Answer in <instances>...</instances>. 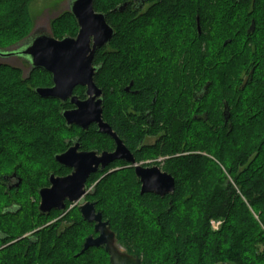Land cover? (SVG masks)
Wrapping results in <instances>:
<instances>
[{
  "label": "trees",
  "instance_id": "trees-1",
  "mask_svg": "<svg viewBox=\"0 0 264 264\" xmlns=\"http://www.w3.org/2000/svg\"><path fill=\"white\" fill-rule=\"evenodd\" d=\"M32 1L0 0V48L31 32ZM136 1L94 0L116 31L96 54L102 64L94 79L105 92V118L127 143L161 131L156 145L143 148L137 160L162 158L156 163L175 177L176 189L165 197L142 194L129 168L98 175L89 186L99 181L101 212L118 243L143 264H264V0H145L144 12L134 8ZM51 26L58 39L79 30L70 12ZM4 31L15 37L7 34L6 40ZM6 74L0 77V184L13 171L25 178V167L46 180L51 169L58 170L53 155L63 148L66 131L61 102L35 92L52 84L51 75L0 61V76ZM213 89L218 94L210 97ZM208 98L215 102L209 105ZM225 102L231 111L227 122ZM146 109L154 121L148 131L142 128ZM16 133L21 141L13 150L8 144ZM89 135L97 145L111 144L107 135ZM48 162L45 172L41 165ZM124 170L129 176L121 177ZM8 195L5 190L0 202ZM2 211L0 205V230L9 236L0 237V245H10L0 248V264H100L95 253H81L90 231L82 218H69L74 224L61 233L59 223L44 228L39 241L29 243L21 236L33 230L30 218L10 226ZM213 220L223 221L218 230Z\"/></svg>",
  "mask_w": 264,
  "mask_h": 264
},
{
  "label": "water",
  "instance_id": "water-1",
  "mask_svg": "<svg viewBox=\"0 0 264 264\" xmlns=\"http://www.w3.org/2000/svg\"><path fill=\"white\" fill-rule=\"evenodd\" d=\"M145 0H137L136 9L144 6ZM64 5L63 7H60ZM127 4L118 6L115 11H123ZM59 13L50 19L48 10L37 18L31 32L18 43L0 48V61L7 64L21 57L27 60L29 68H42L51 73L53 85L51 87H37L35 92L42 98H54L65 101L71 98V103L76 109L65 111L62 116L67 124H77L87 129L91 124L97 123L99 131L109 134L117 140V149L113 153H103L97 157L94 152L74 154L69 150L63 154H57L58 163L73 168L71 174L58 177L52 174L51 187L40 189V213L47 214L52 209L64 210L65 202H79L87 193L86 182L91 173L97 171L101 165V171L113 160H125L135 167L136 177L141 183V193H153L160 197L173 194L176 189L175 177L161 169L159 165L145 167L136 162L132 152L125 146L120 138L113 132L111 126L104 122L103 115V91L94 81V76L100 67L93 66L95 52L109 45L115 35V29L108 23L104 12L96 11L94 0H65L59 3L53 10ZM64 12H70L76 19L79 30L76 36L67 35L62 39L54 36L52 20ZM46 21L41 23L42 21ZM255 30V22L250 26V31ZM228 42L226 41V44ZM10 62V63H9ZM78 85L86 86V100H79L73 95L74 88ZM209 83L205 86L201 96L208 90ZM225 121L231 118L230 107L224 103L223 112ZM76 148H74L75 150ZM13 176L16 177V174ZM85 220L96 222V231L99 236L86 238L81 253L90 247L105 246L110 255L111 264H142L140 257H134L122 252L116 245V233L111 230L108 222L102 220V213H95L94 203L87 202L81 207Z\"/></svg>",
  "mask_w": 264,
  "mask_h": 264
},
{
  "label": "flooded vegetation",
  "instance_id": "flooded-vegetation-1",
  "mask_svg": "<svg viewBox=\"0 0 264 264\" xmlns=\"http://www.w3.org/2000/svg\"><path fill=\"white\" fill-rule=\"evenodd\" d=\"M133 6H135V4ZM145 6L146 5H144L139 10H142ZM253 21L254 20L252 19L251 22H250V26H251ZM196 26H197V29H198L199 33H201L202 25L200 23V19L199 18H197V20H196ZM98 50L95 52V55H94V58H93V66L100 67L102 62H100V64H99V63H96V60H95ZM17 61H20L21 65H16L15 64V66L16 67H20L25 72H27V67H28L27 60H24L23 58L19 57V58H17ZM49 74L51 75V73H49ZM94 78H95V76H94ZM51 80H52V75H51ZM94 81H95V79H94ZM52 85H53V81H52V84L50 86H47V87H51ZM131 85H132V82L128 86H126V88H125L126 92H128V93L132 92ZM97 86L103 91L102 96L99 97V98L103 99V103H102V107H103L102 119H103L104 122H106V123H108L110 125V123L105 118V114H104L105 92H104V89L102 87H100L98 84H97ZM86 90H87L86 86L78 85V86H76L74 88L73 95L78 97L79 100H81V101L82 100H86L88 98V96L86 94ZM57 100H59V99H57ZM59 101L61 102V111H60L61 115L65 111L76 109V105L71 103V98H67L65 101H62V100H59ZM129 111H130V113L132 115L140 117V113L141 112H137L136 110H134L133 106H129ZM144 117L147 120H146L145 124L143 123L142 128H144L145 131H148L149 130L148 129L149 126L147 125V123H149L151 125L154 124L153 123L154 122L153 121V117L151 116V110L150 109H146L144 111ZM63 120H64V125H65V128H66V131L63 134V139H62V144H63L62 147L63 148L61 150L57 151L56 153H54V155H53V159H54V163L53 164L56 163V165H54L53 167L56 168V166H57L58 170L57 169H55V170L51 169L49 171L47 179L43 183H41V184H39V185L34 187V193H32V194H35L36 197H35V199L32 200L31 203H25L24 201H17V200L11 201L10 203L6 204L3 207L2 214L4 216L19 217L20 218L21 216L25 215V214H23L24 212L27 211V213H28V211H29L30 214H28L27 217L34 218L35 215L33 213L38 211V213H39L38 216L41 219L43 218V219H47L48 220L47 222H43L40 227H38L37 229L31 231L27 235L25 234V235L21 236V238L28 239L29 243H33V242H38L39 241V239H38L39 236L37 234L38 231H40V230H42L44 228H47V227H52L54 225H57L58 223H59V227L57 228V232L58 233L64 232L65 230H67L69 227H71L74 224V221L69 219V218H74V217L78 216V217L82 218L90 226L89 233H87V235L84 237V241H83L82 248H81V251H82L84 243H85V240H86L87 237L93 236L94 238H96V237L99 236V232H97L96 229H95L96 222L85 220L83 218L82 211H81V207L83 205H85V203L91 202V203H94L95 213L101 212V208H100V205L98 203V199H96V196H95L96 195L95 194L96 187H97V184H98L99 181L94 182L92 185L89 186L90 180H92L93 178H95L98 175H100L101 177H105L108 174H110V173H112V172H114L116 170L129 168V169H133L135 171V167L131 166L130 164H128L125 160H120V159L113 160L112 162H110V164L108 166H106V168L103 171H101V165H99L98 168H97V171L91 173L89 178H88V180H87V182H86L87 193L83 196L82 200H80L79 202H73V203H71L68 200H66L65 209L64 210L52 209L47 214H41L40 213V208H39L40 207V202H41V197H40V194H39L40 189L48 188V187L52 186V184L50 182V177H51L52 174H55V176H58V177H65V176L71 174L72 171H73V168L67 167V166H65L63 164H60V163H58L56 161L55 156L57 154H63V153H66L69 150H73L74 154L94 152L97 157H101L103 153H105V152L113 153L117 149V140L115 138H113L112 136H110L109 134H105V133L100 132L97 123H93L87 129H84L82 126H79L77 124L68 125L67 121L65 120L64 117H63ZM111 128H112L113 132L116 133L118 138H120L122 140V142L125 144V146H127V148L132 152V154H133V156L136 159V162L138 164H141V165H143L145 167H151V166H154V165H158L156 162L151 164V165L150 164H145L144 165L142 163V162H144V160H137L138 159L137 153L140 152L143 148H148L150 146L156 145L157 141L160 140V138H161V131L159 132V134L157 136L149 135V134L146 133V134L143 135V139L140 142H138L135 145H131V144L127 143L125 141V139L119 135V133L117 132V130H115L114 127L111 126ZM94 131H96L97 133H100V134L107 135V137L111 141V144H109L106 147L97 145L96 139L94 140L92 138L94 136L89 135L91 132H94ZM150 140H153V141L150 142ZM74 148H76V149L74 150ZM160 161H161V159H160ZM119 163H120V165H118ZM113 164H115L116 166L112 167L111 165H113ZM160 167H161V165H160ZM58 171L60 173H58ZM14 174H16V177L13 176ZM135 175H136V172H135ZM3 178H4V181H3L2 184L5 187L6 193L11 194V193L15 192V193L19 194V192L21 191V189L23 187V183H24L25 178L20 176L16 171H13L12 173H10L8 175L3 176ZM53 215H54V217H52ZM102 215H103V213H102ZM102 220L104 222H108L109 223V227L111 228L112 231H114L112 229L111 225H110V222L108 220H106L104 216L102 217ZM8 236H9V233L5 232L4 230H0V237L2 239L8 238ZM116 245L119 247V249L122 252H125V253H127L129 255H132V254H130V253H128L126 251L124 246H122L121 244L118 243L117 236H116ZM86 251H91L92 253H96V252H101L102 251L103 253H105V258H106V255H107V259H108L109 263L111 264L110 255L105 250V246L90 247ZM132 256L138 257V256H135V255H132ZM141 262L143 264L142 258H141Z\"/></svg>",
  "mask_w": 264,
  "mask_h": 264
},
{
  "label": "rangeland",
  "instance_id": "rangeland-1",
  "mask_svg": "<svg viewBox=\"0 0 264 264\" xmlns=\"http://www.w3.org/2000/svg\"><path fill=\"white\" fill-rule=\"evenodd\" d=\"M61 2H65V0H33L32 3H31V6H30V14H31V16L33 18L34 24L36 23L37 18L39 16H41L42 14H44V11H46V10H48V12L50 13L49 14L50 19L52 17L56 16L59 13L58 11L60 10V8L58 10H56V9L53 10L52 8H55ZM63 6L64 5H62L60 7H63ZM148 6H149V4H147L142 9V11L143 12L146 11L147 8H148ZM43 22H46V21L43 20L41 23H43ZM66 27H67L66 26V23H63L62 26H61V28L64 29V30H65ZM11 32L12 31H7V32L4 31V34H5L4 36H5V39L6 40H9V36L8 35H10L12 38L15 37V35H11L12 34ZM6 40H4V41H6ZM11 63L16 64V65H21V62L20 61H17V60L12 61ZM0 77L6 78L7 77V74L6 75H2ZM216 94H218L217 89H213V91L210 94V97H213ZM212 99L213 98H208L207 103L209 105H212V103L215 102ZM17 141H21V139L18 137V133H16V135L15 134L13 135V138H11L10 143L8 144V146L10 148L12 147L13 150H15V147L14 146H15V144H17ZM152 141L153 140H150V142H152ZM160 159H161V162H162L163 161L162 158H146L144 160V162H142V163L144 165L145 164H150L151 165V164H153L155 162H158V161L160 162ZM50 164H51V162L50 163L48 162V164H42L41 165L43 168H45V172H47V169H49V167H51ZM25 168H26V171H23V175L25 176V180H24V183H23V187H22L21 191L19 192V194L13 192V193H11V194L8 195L9 197L7 198V200L9 202L17 200V201H24L25 203H31L32 200L35 199V197H36L35 194H32V193H34V187L37 186V185H39V184H41V183H43L45 181L44 178L35 177V174H33V172H27V169H30V168H27V167H25ZM161 169H162V165H161ZM121 170H123V169H121ZM127 176H129V175L127 174V172H125V170L124 171H121V177H127ZM0 186H1V184H0ZM4 191H5V188L3 186L1 188V190H0V196L3 194ZM7 200L6 199L1 200L2 202H0V205L1 206L3 205V207H4L6 205L5 203H6ZM107 207H114V205L110 204V206H107ZM23 214H25V215L21 216L20 218L19 217H9V219H8L9 221H7V224L10 225V226H12V225H14V226H17V225L21 226L22 223H24V222L27 223V220H28V217L27 216H28V214H30V212L28 211V213H27V211H26ZM33 214L35 215L34 218H32V217L30 218L29 217L30 218L29 223L33 227V230H35L38 227H40L43 222H47L48 221L47 219H43V218H42L43 219L42 220L38 216L39 215L38 211L34 212ZM23 218H26L27 220H22ZM0 221L2 222L3 220L0 219ZM220 221H221V224H220V226L218 228H220L221 225H222V223H223L222 220H220ZM212 228H213V226H212ZM33 230H30L29 232H27L25 234L27 235L28 233H30ZM214 230H217V229H214ZM14 241H16V240H14ZM8 245H10V243L3 244V245L1 244L0 245V248L5 247V246H8ZM95 259L100 264H107L106 263L105 255H104V253L102 251L95 253ZM222 264H226V263H222Z\"/></svg>",
  "mask_w": 264,
  "mask_h": 264
},
{
  "label": "built area",
  "instance_id": "built-area-1",
  "mask_svg": "<svg viewBox=\"0 0 264 264\" xmlns=\"http://www.w3.org/2000/svg\"><path fill=\"white\" fill-rule=\"evenodd\" d=\"M211 224H212V226H213V228L214 229H219L218 227L220 226V224H221V221H218V220H213L212 222H211Z\"/></svg>",
  "mask_w": 264,
  "mask_h": 264
}]
</instances>
